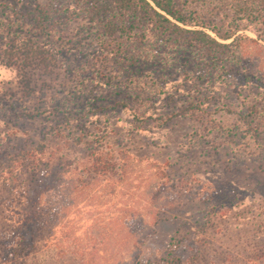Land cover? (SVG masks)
Wrapping results in <instances>:
<instances>
[{
	"label": "rangeland",
	"instance_id": "rangeland-1",
	"mask_svg": "<svg viewBox=\"0 0 264 264\" xmlns=\"http://www.w3.org/2000/svg\"><path fill=\"white\" fill-rule=\"evenodd\" d=\"M176 1L231 23L218 0ZM36 3L65 26L17 30L4 5ZM75 8L0 0V264H264V64L248 79L247 56L225 73L195 44L104 40ZM239 23L264 39L263 18ZM28 37L42 54L9 62L8 39ZM195 99L206 113L175 114Z\"/></svg>",
	"mask_w": 264,
	"mask_h": 264
},
{
	"label": "trees",
	"instance_id": "trees-1",
	"mask_svg": "<svg viewBox=\"0 0 264 264\" xmlns=\"http://www.w3.org/2000/svg\"><path fill=\"white\" fill-rule=\"evenodd\" d=\"M76 8L72 14L80 16L89 15L97 22V26L104 40L115 41L118 39H143L148 34L155 35L164 46L195 44L213 66L225 71V65L231 60L247 56L250 58V71L254 78L258 67L264 64V39L258 31L256 37L238 34L243 19L253 22L264 19V0H218L223 5H229L232 13L231 23L221 31L215 26L206 23L186 12L176 0H74ZM10 16L15 19L16 28L25 31L34 37H50L57 28L65 26L64 17L55 14L53 9L42 3H36L29 9H20L16 4L4 5ZM11 22V21H10ZM11 26V25H10ZM210 29L214 35L207 32ZM10 44L5 50V58L9 62H17V65H26L34 58L42 54L40 45L31 37L20 39H8ZM248 112L240 114L241 119L249 129H253V106ZM207 111L199 100L191 101L176 115L197 116ZM162 264H174L180 260L178 255L168 253L161 258ZM138 264H154L150 256L145 257Z\"/></svg>",
	"mask_w": 264,
	"mask_h": 264
}]
</instances>
